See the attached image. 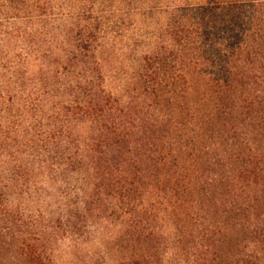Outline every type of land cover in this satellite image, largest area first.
Here are the masks:
<instances>
[{"label": "trees", "instance_id": "1", "mask_svg": "<svg viewBox=\"0 0 264 264\" xmlns=\"http://www.w3.org/2000/svg\"><path fill=\"white\" fill-rule=\"evenodd\" d=\"M169 5L124 99L82 16L0 0V264L95 227L113 264H264V0Z\"/></svg>", "mask_w": 264, "mask_h": 264}, {"label": "rangeland", "instance_id": "2", "mask_svg": "<svg viewBox=\"0 0 264 264\" xmlns=\"http://www.w3.org/2000/svg\"><path fill=\"white\" fill-rule=\"evenodd\" d=\"M170 2L172 0H52V6L56 19L62 18L61 25L78 20V16L91 24L103 84L126 99L125 88L138 70L141 57L152 52L166 37L164 24ZM193 74L197 76V72ZM91 230L86 240H60L52 251L55 264H91L93 261L113 264L103 246L108 230L96 227Z\"/></svg>", "mask_w": 264, "mask_h": 264}]
</instances>
